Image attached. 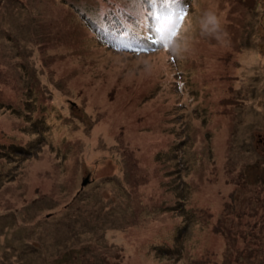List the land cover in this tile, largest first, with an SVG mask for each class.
Wrapping results in <instances>:
<instances>
[{"label": "rangeland", "instance_id": "rangeland-1", "mask_svg": "<svg viewBox=\"0 0 264 264\" xmlns=\"http://www.w3.org/2000/svg\"><path fill=\"white\" fill-rule=\"evenodd\" d=\"M113 7L153 36L132 0H0V264H264V0H191L180 55L99 44Z\"/></svg>", "mask_w": 264, "mask_h": 264}, {"label": "trees", "instance_id": "trees-1", "mask_svg": "<svg viewBox=\"0 0 264 264\" xmlns=\"http://www.w3.org/2000/svg\"><path fill=\"white\" fill-rule=\"evenodd\" d=\"M184 1H186V2L183 5L184 6L183 8H184V12H185L186 18H187V15L189 14V10H186V9L191 4V0H184ZM146 7L147 6L145 5L144 8L146 9ZM110 10L111 11H110V14L108 17V19L110 18L109 22H107L104 19L99 22L100 27H103V29H104V30L99 29L101 31V33H100V31L98 33L96 31V28H94V27L90 28L89 27L93 37L98 38V40H97V38H96V40H97V42H99V44H100V42L102 44L103 43L109 44L112 49L117 50V51H119L120 49L121 50L128 49V50L136 51V52H138V54L141 53L139 55H144V54H148V53L155 54L156 50L158 51L159 48H161L162 51L169 52V51H167V47L166 48L161 47L159 44L154 42V40L157 38V37H154V33H152L153 34L152 37H150L149 35H142L141 39H138L136 42V40H134L135 37L132 34L129 35L128 33H126L127 29H129L131 26L133 27V22H131V23L126 22L127 21L126 16H125L126 13L124 14L122 9H118L115 7L111 8ZM152 10H155V9H152ZM186 18L180 22L179 30H178L179 34L183 30V28L186 24V22H185ZM87 19H89V18H86V20ZM91 23L95 24L94 22H91ZM144 23L145 24H143V25H146V28L148 26L147 30H149V28H151L153 26L154 21L150 16V18L147 19L146 22H144ZM96 33H98L100 35H97ZM133 33H135V32H133ZM163 35H164V43L168 44L169 41L173 40L172 38L174 36H171L167 32H165ZM200 39L201 38H199L197 41L195 40L194 44H200L199 43ZM190 60H192V64L195 67L196 61L193 58H191ZM181 65L183 66V63H181ZM193 66L190 67L187 65L186 67H189V69H193L194 68ZM183 68L185 69V67H183ZM85 248L86 247L84 246L82 248V250ZM63 257H67V254L64 253Z\"/></svg>", "mask_w": 264, "mask_h": 264}, {"label": "snow or ice", "instance_id": "snow-or-ice-1", "mask_svg": "<svg viewBox=\"0 0 264 264\" xmlns=\"http://www.w3.org/2000/svg\"><path fill=\"white\" fill-rule=\"evenodd\" d=\"M132 3L134 7L147 6L143 13L150 14L154 21L149 31H153L154 37H157L154 42L166 48L163 34L167 32L171 36L177 35L180 22L186 18L184 0H132Z\"/></svg>", "mask_w": 264, "mask_h": 264}, {"label": "clouds", "instance_id": "clouds-1", "mask_svg": "<svg viewBox=\"0 0 264 264\" xmlns=\"http://www.w3.org/2000/svg\"><path fill=\"white\" fill-rule=\"evenodd\" d=\"M144 5L134 7V15L143 12ZM201 34L215 38L220 44L225 45L228 42V33L222 27L220 18L213 11H207L200 19ZM167 49L175 55H180L186 48L182 43L173 39L168 42Z\"/></svg>", "mask_w": 264, "mask_h": 264}, {"label": "water", "instance_id": "water-1", "mask_svg": "<svg viewBox=\"0 0 264 264\" xmlns=\"http://www.w3.org/2000/svg\"><path fill=\"white\" fill-rule=\"evenodd\" d=\"M85 183H86V182H85ZM85 183H84V184H85Z\"/></svg>", "mask_w": 264, "mask_h": 264}, {"label": "bare ground", "instance_id": "bare-ground-1", "mask_svg": "<svg viewBox=\"0 0 264 264\" xmlns=\"http://www.w3.org/2000/svg\"><path fill=\"white\" fill-rule=\"evenodd\" d=\"M129 44V43H128Z\"/></svg>", "mask_w": 264, "mask_h": 264}]
</instances>
